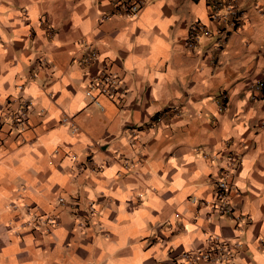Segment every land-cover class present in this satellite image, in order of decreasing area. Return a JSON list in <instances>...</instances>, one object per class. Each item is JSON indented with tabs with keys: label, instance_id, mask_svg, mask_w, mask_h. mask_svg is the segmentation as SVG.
<instances>
[{
	"label": "crops",
	"instance_id": "1",
	"mask_svg": "<svg viewBox=\"0 0 264 264\" xmlns=\"http://www.w3.org/2000/svg\"><path fill=\"white\" fill-rule=\"evenodd\" d=\"M207 3L154 0L128 19L108 0H0V264H171L206 232L243 243L235 264H264V98L248 91L264 77V0L245 1L219 50L212 36L187 50ZM104 65L121 94L98 107L85 89ZM23 98L18 132L8 102ZM170 106L181 115L147 127ZM226 149L242 154L228 178L237 224L209 209Z\"/></svg>",
	"mask_w": 264,
	"mask_h": 264
},
{
	"label": "built area",
	"instance_id": "2",
	"mask_svg": "<svg viewBox=\"0 0 264 264\" xmlns=\"http://www.w3.org/2000/svg\"><path fill=\"white\" fill-rule=\"evenodd\" d=\"M114 13L120 14L128 19H134L139 16L141 10L154 0H108ZM246 0H208L209 22L193 20L188 25L184 48L193 50L204 37H214L216 49L219 50L226 44L227 34L234 28L241 27L247 19L243 5ZM256 10L259 7L254 3ZM107 15L101 17L106 19ZM98 57L97 50L90 44L85 46L83 64L86 66L95 61ZM121 81L119 77L106 70L105 65L95 73L88 74V84L85 89V95L98 107H102L99 96H105L109 99H117L120 96ZM22 89V86H19ZM249 99L256 101L264 98V77L255 79L248 85ZM228 96L222 92L217 96L216 104L219 112L226 109ZM15 105L10 109L9 125L12 129L22 132L28 125L29 112L32 107V101L27 98L14 99L8 102V106ZM182 108L170 106L154 116L148 122V128L154 129L158 126H165L179 117ZM60 124L69 127L70 132L75 134L80 130L75 122L74 116L64 114ZM131 138L134 137L133 130L129 131ZM221 164L215 176V200L209 204V209L213 214L231 219L233 222H244L245 218L236 213L235 207L231 203V193L234 187L229 182V176L235 171L242 162V154L235 153L226 149L218 154ZM59 201H62L60 198ZM193 202L206 205L207 202H199L198 198L193 197ZM90 208L92 206L90 205ZM55 219L52 223H55ZM243 243L239 240H233L220 233L206 232L203 248H189L172 255L171 264H235L237 256L243 252Z\"/></svg>",
	"mask_w": 264,
	"mask_h": 264
}]
</instances>
